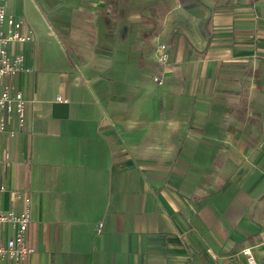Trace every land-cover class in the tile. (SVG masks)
<instances>
[{
  "label": "crops",
  "instance_id": "1",
  "mask_svg": "<svg viewBox=\"0 0 264 264\" xmlns=\"http://www.w3.org/2000/svg\"><path fill=\"white\" fill-rule=\"evenodd\" d=\"M4 2L34 36L0 132L22 264H264V0Z\"/></svg>",
  "mask_w": 264,
  "mask_h": 264
},
{
  "label": "built area",
  "instance_id": "2",
  "mask_svg": "<svg viewBox=\"0 0 264 264\" xmlns=\"http://www.w3.org/2000/svg\"><path fill=\"white\" fill-rule=\"evenodd\" d=\"M23 20L16 18L6 10L4 0H0V132L8 129V121L15 116L20 127L26 121L27 105L36 101L34 98H25L22 91L14 84V77L23 70L24 56L15 49V44L21 41L33 39V31L22 30ZM155 58L164 63L168 60L167 46L161 42L155 47ZM153 79L162 84L163 80L154 75ZM57 100L67 101L59 95ZM13 134V131L10 130ZM5 187H0L3 190ZM18 197V191H13ZM29 196H23L24 209L21 212L14 210L3 211L0 209V227L11 229L10 234H0V264H22L35 248L28 242L27 231L31 220L29 209ZM101 223L98 225V229ZM243 252L250 254V248H244Z\"/></svg>",
  "mask_w": 264,
  "mask_h": 264
}]
</instances>
